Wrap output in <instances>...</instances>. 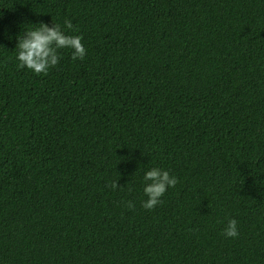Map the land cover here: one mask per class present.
I'll return each instance as SVG.
<instances>
[{"label":"trees","instance_id":"obj_1","mask_svg":"<svg viewBox=\"0 0 264 264\" xmlns=\"http://www.w3.org/2000/svg\"><path fill=\"white\" fill-rule=\"evenodd\" d=\"M0 264H264V0H0Z\"/></svg>","mask_w":264,"mask_h":264}]
</instances>
